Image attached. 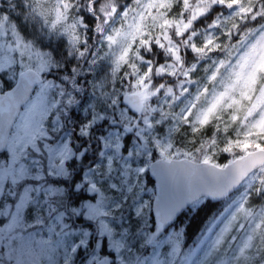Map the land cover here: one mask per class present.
I'll use <instances>...</instances> for the list:
<instances>
[{
    "label": "snow or ice",
    "instance_id": "snow-or-ice-1",
    "mask_svg": "<svg viewBox=\"0 0 264 264\" xmlns=\"http://www.w3.org/2000/svg\"><path fill=\"white\" fill-rule=\"evenodd\" d=\"M217 0H202V6L197 7L193 16H199L209 12L212 9ZM221 5L227 4L229 7L239 6L238 12L234 15L243 16L249 11H255L250 7L242 6L240 0H219ZM161 7L164 6V0H160ZM71 5L68 0H56L55 6L45 7L41 0H32L31 15L33 18H39V22L42 23L46 34L49 38H56L61 41L60 46L66 44L68 55L71 56L75 52L79 57L85 55L84 51L80 50L81 37L79 28H87L86 18L81 17L79 20L73 18L72 22H68V11ZM148 8L153 7L150 3L147 5ZM100 10L107 21L108 17L114 15L117 11L116 5L113 0H105L100 5ZM88 11H94V5H88ZM127 15V12L124 13ZM257 15H264V5L261 6L260 11ZM99 17H96L95 30L103 33V25L99 22ZM144 15L140 14L138 19L134 23L128 25L127 29H114L112 35L105 37L108 43V47L111 48L114 44L119 43L120 51L119 54H114L112 60V77L115 78L117 73L120 72L121 66L128 63L129 55L131 53L134 42L138 37H142L144 33ZM154 19H157L154 17ZM230 18H225L223 23H227ZM8 17L0 18V24H6ZM171 21L163 20L162 27H167ZM219 18L212 21L210 27H216L221 24ZM235 26V25H233ZM15 27V26H14ZM188 24L177 23V33H182ZM15 44L16 51L20 57L27 56L29 59L36 57L38 65L33 70L31 64H21L19 69L15 65V55L7 57L5 59L0 56V81L3 82V90H0V108L3 107L5 101H12L9 107L14 108L19 106V102L23 99L24 93L30 88L33 83L39 82V74L41 71L55 67L54 52L44 46L43 48L38 47L32 40L27 39L25 33L19 28H15ZM226 35H230L226 33ZM87 41H85V44ZM141 44H149V41L140 39ZM158 45L163 47L159 41ZM220 45L216 43L214 36L209 33L205 36L203 46L197 47L195 43L192 44V52L197 54H204L205 52L212 51L219 48ZM3 47L0 46V52ZM169 52L172 53L173 59L180 61V56L177 49L169 45ZM257 56L259 57L257 59ZM148 67L141 75L138 73L136 65L134 63L129 64V67L133 69V91L131 95L125 93V98L129 103L139 112L147 111L154 112L156 109L148 107L149 100L151 97L156 96L163 85H160L155 90H152L150 79L153 71L150 60L144 61ZM89 63H94L89 61ZM224 63L223 60L219 62L217 68L212 71L208 77L209 80L214 81L219 73V67ZM196 65L193 64L190 69H186L184 72L185 78L191 83L190 72L195 70ZM157 74L165 71L175 72V67L172 64L167 66L161 64L155 69ZM72 72L76 73L77 68L72 67ZM264 72V36H261L260 40L256 45H253L250 51L241 58L238 65L234 67L230 75L222 81L221 91L214 90L211 98L207 104L195 112L193 115L192 106L184 109L183 112L177 116H174L175 120L188 123L191 126L192 132L198 133L213 120L218 121L216 128L220 129V122H223V114L228 112V121L225 123L223 130L227 132L230 124L238 123L242 127V131H237V139H227L223 145L222 151L234 155L233 149H239L242 153L238 159H230L227 163L213 164L210 169L207 170L208 174L215 177H223L224 183L215 185L214 187L207 188L203 193H193L190 197L179 196L175 198H167L166 194L158 195L156 197V221L154 224V230L149 228L148 232L144 234V242L152 246L154 249H163L167 254L168 260L161 261L159 257L153 255L151 258H141L137 256L131 264H228L226 258L216 255L213 257V253L217 252L225 243V237L228 236L233 229V223L237 219L238 213L251 215L249 209H246L244 202L236 205L235 211L230 214H226L225 210L217 211V205L219 203L218 197L223 195V192L232 183H235L240 176H242L249 167L260 164L264 166V144L260 143L264 140V87L259 89V92L254 97H251L249 93L253 90L252 86L256 83L257 73ZM7 74L8 78H5L4 74ZM127 75V73H125ZM18 75V79H15ZM68 79L67 76L64 77ZM10 82V81H13ZM51 84V81L41 84L40 93L37 99L40 98L45 88ZM207 92V89H204ZM239 92L237 97L235 93ZM165 96H172L175 99L173 89L171 87L165 89ZM196 100L199 99L197 95ZM242 101H248L247 104ZM68 104L73 103L71 95H69ZM35 102H33V107ZM27 108V103L25 104ZM230 110V111H229ZM259 110V116L257 119L249 121V117L253 113ZM162 117H167V113L161 109L160 112ZM159 122V121H158ZM91 124V122H89ZM144 124L151 128L152 125L149 122L148 117H145ZM178 131V125L174 123L169 128V137L176 134ZM132 129L125 126L124 133H131ZM117 133V137H119ZM112 133L108 134V137H101L104 141L103 149L99 155L105 156L107 153V168L109 171L112 170V165L116 157L123 156L126 163L122 167V184L123 189L132 194L136 192L137 185L140 179V175L147 176V171L144 167H133L131 165V157L133 150L129 145L130 136H125L124 140L116 142L114 145L111 143ZM136 136L143 140L142 131H137ZM255 137V139H253ZM156 147L160 148V155L164 157V161L158 163H166L168 161L167 153L172 147L171 139L167 143L161 144V141H155ZM217 140L215 135L210 140L203 142L202 146L210 148L211 152L205 151L200 163L208 165L212 160V154L215 152ZM257 149V151H246L249 147ZM144 145H140L143 148ZM187 155V154H186ZM21 169L24 165L20 166ZM153 172L158 178L161 179L163 184H167L168 177L163 175L161 169L154 168ZM149 184L152 183L151 179L147 181ZM0 184H4V177L0 176ZM12 184L16 186L19 193L18 197L14 198L11 202L4 201L3 197H0V209H5L7 204V210L0 214V253L7 257L9 264H12L13 258L16 259V264H32L31 261L23 259L24 244L22 243L23 237L19 238V242L16 236L17 228L21 225L22 221L27 219L32 213L36 212V208L33 206L34 203L30 197V188L25 185L18 184L16 177L13 175ZM79 186L77 185V188ZM112 187H115L114 185ZM159 187V185H158ZM55 191V190H48ZM89 191H95L97 193L95 198V204H90L88 210L76 208L70 205L71 193H67L68 200L65 201L63 196L57 193L51 200H45L44 203L49 204L50 211L47 223V231L52 234L56 228H59V232L56 233L60 237L58 244L64 248V260L63 264H76L77 256L82 255L80 249L84 247L85 252L88 253L83 264H126L123 258V254L128 248V237L129 230H121L120 232H114L110 226V222L105 219L108 215L107 198L105 194L95 186L93 181ZM138 194V193H137ZM211 197V200H216L217 204L211 203V200L206 199L203 202L200 201V195ZM47 195V192H46ZM56 203L60 204V207L56 206ZM134 213L138 219L137 229H139V217L141 216V209L143 203L141 201L134 200L133 205ZM93 209L95 211H93ZM43 211V209H40ZM216 212L215 215L213 213ZM54 213V214H53ZM189 213L191 216L189 217ZM264 218V210L258 213ZM84 216L86 219H90L97 223V231L99 236V247L103 248V239L108 240L109 248L114 250V255H103L102 252H97L96 245H91L92 234L87 229H81L78 226H74L72 223L73 218H79ZM40 217H37V221H40ZM187 220V224H185ZM207 222V227L204 228L201 233V240L196 245L185 251L183 245L186 242L185 238L189 234L190 226L196 224L197 226L203 225ZM264 223V220H262ZM254 240L253 235H249L244 241L243 245L239 248V255L243 256L247 261L250 257L245 255L246 250L250 249ZM211 243L209 244V242ZM41 243H46L42 241ZM208 245V247H205ZM203 253V256H201Z\"/></svg>",
    "mask_w": 264,
    "mask_h": 264
},
{
    "label": "rangeland",
    "instance_id": "rangeland-1",
    "mask_svg": "<svg viewBox=\"0 0 264 264\" xmlns=\"http://www.w3.org/2000/svg\"><path fill=\"white\" fill-rule=\"evenodd\" d=\"M31 8L32 0H0V18L8 17L6 24H0V46L3 47L0 56L7 59V57L15 55L17 69H19L22 63L31 64L33 65V69H35V66L38 65V60L36 57H32L31 59L27 56L20 57L16 51L15 28L22 30L26 38L32 40L38 47L43 48L44 46H48L54 52L55 58L57 57L55 56L56 53L64 52L60 49L58 39L47 36L44 29L40 26L39 18H33L29 15ZM160 43L162 44V42ZM91 61L94 63L81 61L79 64L72 65V67L75 66L77 68V72L68 71L66 73L67 80L64 79L66 75L58 71L59 64H57V61H55V67H49L40 72L44 77V81L41 84L49 81H51V84L44 89L39 99L37 97L40 93L41 84L38 85L35 94L27 103V108L24 106L12 129L6 151L7 156L0 158V176L4 177V184H0V197H3L6 202H11L14 198L18 197L17 188L12 184L14 175L18 184L25 185L31 189L29 193L30 199L33 202L38 201V203H34L33 205L36 208V212L23 220L16 231L18 242L19 238L23 237L22 243L24 244L25 253L23 259L31 261L32 264H63L65 250L58 244L60 237L56 235L59 232V228H56L52 234L48 233L46 221H48L50 206L44 203V201L51 200L57 193L62 195L64 200L67 201V185L70 181V174L67 169H88L84 172L82 180L77 183L79 187L77 188L76 185L75 188H84L89 192L90 197L80 205L74 207L88 210L90 204H95L97 193L89 191L94 181L95 186L107 198L108 215L105 219L110 222V226L114 232L118 233L121 230H129L128 248L130 251L126 250L123 254L126 264H131L137 256L151 258L153 255H156L161 261H166L169 258L163 249H154L152 246L147 248V243L144 242V234L148 232L149 228L154 230L155 224L152 213L155 185L153 182L151 184L147 182L148 179L152 178L149 176L148 169L154 160L164 158L160 155V148L156 147L155 141L159 140L161 144H164L171 139L172 147L167 153L168 160L180 158H189L194 161L200 160L192 157L195 155V151H185L176 146L173 142L175 134L169 137V128L175 121H171L170 124L165 126L164 122L168 118L161 116L160 112L163 107L161 104L154 103L153 99L149 100L148 107L156 110L154 112L142 111L140 120L135 125L139 116L124 102L125 93H131L134 90L133 82L127 79L120 81L119 73L113 78L111 72L112 64L109 66L105 60L97 59L93 55ZM79 65H82L81 69H79ZM260 73H257L256 83L253 84V90L249 93L251 97L257 95L256 86L259 82ZM4 75L7 79V74L5 73ZM124 75L127 77L126 74ZM83 78H87L89 86H83V83H79V85L87 88V90H80V92L82 91L87 94L85 99L76 107L81 109L78 118L81 121L78 123L81 124L78 132L80 136H83L90 134L93 128L98 127L102 131L103 137H108V134L112 133L110 139L113 145L118 140L122 142L125 136L130 135L129 145L133 150L131 165L133 167H144L147 171V176L140 175L136 192L132 194L127 193L123 189L122 167L126 163L123 156L115 158L112 170L109 171L107 168V153L103 157L99 155L104 151V141L100 139L98 158L92 159L91 157V160L88 159V161L83 158L82 151L75 150V146L71 145V142L75 141V137L71 135L69 127L74 123L71 124L69 121L67 124L68 121H66V117L68 116L67 110L72 107V104H68L67 101L72 90L79 93L81 86H78L76 80L78 79L81 82ZM129 83H131V88L128 87ZM122 87L125 89H122ZM65 88L67 90H64ZM2 89L3 82L0 81V90ZM127 89L130 90L127 91ZM237 95L239 96V92H237ZM80 97L82 95L77 96V100L81 99ZM72 99L74 101L73 97ZM64 101L67 106L64 105ZM33 102H35L34 107ZM245 102L242 101V103ZM145 117H148L152 125L151 128H148L144 124ZM115 118H117L118 123L114 124ZM163 125L165 127L164 131L160 129ZM125 126L131 128L132 132L124 133ZM137 131H142L143 140H140L136 136ZM117 133L120 134L119 137H117ZM76 145L78 146V144ZM140 145H144V147L140 148ZM251 148L253 147L250 146L246 151L256 150L255 148ZM196 150L201 151L200 148ZM203 150L199 153V157L201 158L205 151L211 152L210 149L205 147H203ZM183 154L187 155L181 156ZM214 154L215 152L212 156ZM210 163L217 164L212 161ZM21 165H24L23 169H21ZM253 182L254 180L249 177L242 185L241 190L226 200V203L222 207V210H225L226 214L234 212L236 205L245 201V197L247 196L246 189ZM113 185L115 187H112ZM134 200L143 203L141 216L139 217V229H137L138 219L132 207ZM56 206L60 207V204L56 203ZM7 207L8 205L6 204L5 209H0V214H3L7 210ZM40 209H43V211ZM93 211L95 210L93 209ZM37 217L41 218L39 222L37 221ZM72 223L74 226L87 229L91 232L92 240L90 246L96 245L97 252H102L103 255H109L110 253L114 255V250L109 248L106 234L103 239V248L99 247L97 223L86 219L84 216L78 219L74 217ZM236 226H239V232L236 231ZM251 227L252 225L246 222H238L236 219L233 223L234 230L225 237V243L218 250V253H213V257L219 255L226 258L228 264H257V259L253 253L257 237L254 236L251 248L245 252V255L250 257L249 260L246 261L243 256L239 255L238 251L247 237L252 235L250 231L246 230L251 229ZM203 230L188 242L185 238L186 242L183 245L185 251L201 240ZM42 241L46 243H41ZM205 247H208V245ZM80 250L82 251L83 258L78 262L80 256H77L76 264H83L88 254L85 252L83 246H81ZM201 256H203V253H201ZM0 264H9L8 258L3 256L2 253H0ZM12 264H16L15 258H13ZM177 264H179V260H177Z\"/></svg>",
    "mask_w": 264,
    "mask_h": 264
},
{
    "label": "clouds",
    "instance_id": "clouds-1",
    "mask_svg": "<svg viewBox=\"0 0 264 264\" xmlns=\"http://www.w3.org/2000/svg\"><path fill=\"white\" fill-rule=\"evenodd\" d=\"M41 2L45 7H53L56 0H41ZM104 2L105 0H68L71 5L68 11V22L71 23L73 18L77 20L81 17L86 18L88 27L79 28V33L81 37L80 50L87 49V51H85L83 57H79L75 52L69 56L66 44L61 46V50L65 53L63 57L64 67L79 64L81 61L89 62L93 55L97 59L105 60L110 66L114 54H119L120 45L116 43L109 48L105 37L112 35L114 29L126 30L128 25L134 23L140 14L144 15L143 36L138 37L134 42L128 63L121 66L119 80L125 81L127 79L133 82L135 77L129 64L134 63L138 73L143 75L148 67L144 61L150 60L153 71L148 82H150L151 88L155 90L160 85L164 86L153 97V102L161 104L163 111L168 114V119L164 122L165 126L174 121V116L181 114L189 106H192L194 115L196 111L207 104L214 90H223L222 81L230 75L234 67L238 65V62L250 51L252 46L257 44L261 36H264V15H257L261 6L264 5V0H240L242 6L255 9V11H249L243 16L234 15L238 12L239 6L221 5L217 0L208 13L195 17L193 12L197 7L202 6V0H164L163 7L159 6L160 0H113L117 11L114 15L108 17L107 21H105L100 10V5ZM90 3L94 5L93 12L88 11ZM150 3L153 4V7L148 8L147 5ZM125 12H127L126 16L124 15ZM96 17L100 18L99 22L104 28L103 33L95 30ZM154 17L157 19H154ZM217 18L222 23L214 28L210 27L212 21ZM225 18H230L227 23H223ZM165 19L172 23L167 27H162V22ZM177 23L181 26L188 24L189 27L178 34ZM40 26L44 29L41 22ZM44 31L46 32V29ZM229 32L230 35H226ZM209 33L214 36L220 47L204 54L192 52V44L195 43L197 47H202L204 38ZM141 38L150 43L141 44ZM85 41H87L86 44ZM157 41L162 42L163 47L158 45ZM59 43H61L60 40ZM170 44L177 49L180 56L179 62L174 60L172 53L167 50ZM257 58L259 57L257 56ZM221 60L224 63L219 67L217 78L214 81L209 80L208 77L217 68ZM161 64H172L175 67V72L165 71L157 74L155 69ZM193 64L196 65V68L189 74L192 81L189 83V80L184 76V72L186 69H190ZM125 73H127V77H125ZM128 87L131 88V83L128 84ZM169 87L173 89L175 99L172 96L164 95L165 89ZM261 87H264V72L259 74V82L256 86L257 94ZM204 89H207V92ZM197 95L199 96L198 100L195 99ZM235 95L238 97L237 93ZM247 103L246 101L245 104ZM258 116L259 110L248 119L251 121L257 119ZM223 117L219 130L216 128L218 121L213 120L195 134L192 132L190 124L177 119L175 123L178 125V131L173 142L178 147L193 151L197 148L203 150V142L210 140L215 135L217 140L215 153L219 154V160L222 163L231 158L229 153L222 151L224 143L229 138L232 140L237 139L236 132L243 130L238 123H233L225 132L223 127L225 123H229L228 112H225ZM260 142L264 143V140ZM233 153L235 156L242 154L239 149H233ZM250 178L254 182L246 189L247 196L245 197L244 206L250 210L251 215L238 213L237 221L252 225L251 229L246 230L258 238L253 253L257 259V264H264V223H262L264 218L258 215L264 210V167L257 166L253 169ZM257 229L259 230L257 231ZM239 230V226H236V231L239 232Z\"/></svg>",
    "mask_w": 264,
    "mask_h": 264
},
{
    "label": "water",
    "instance_id": "water-1",
    "mask_svg": "<svg viewBox=\"0 0 264 264\" xmlns=\"http://www.w3.org/2000/svg\"><path fill=\"white\" fill-rule=\"evenodd\" d=\"M35 70V69H33ZM18 79V77H17ZM44 77L39 74V82L33 83L30 88L24 93L23 99L20 100L19 106L10 108L9 105L12 101H5L3 107L0 108V155L7 151L10 135L14 125L16 124L24 106L28 103L36 92L38 85L43 83ZM131 95V93H129ZM151 99V98H150ZM124 102L138 114L135 125L139 122L142 111H137L131 103L124 96ZM253 151H257L253 150ZM239 158V157H238ZM236 158V159H238ZM164 161V158L154 160L149 165V175L152 177L155 185V198L153 202L152 213L154 221H156V197L158 195L166 194L167 198H175L179 196L190 197L193 193H203L207 188L214 187L215 185L224 183L223 177H215L208 174L207 170L211 168L214 163L203 165L200 161H194L189 158L170 159L166 163H158ZM261 166L260 164L249 167L247 171L225 189L223 195L218 197V201L222 202L232 196L250 177L253 169ZM264 167V166H261ZM161 169L163 175L168 177L167 184H163L160 178L154 174L153 169ZM159 185V187H158ZM203 198H211L203 194L200 195V200ZM217 202L216 200H213ZM151 247L147 244V248Z\"/></svg>",
    "mask_w": 264,
    "mask_h": 264
},
{
    "label": "flooded vegetation",
    "instance_id": "flooded-vegetation-1",
    "mask_svg": "<svg viewBox=\"0 0 264 264\" xmlns=\"http://www.w3.org/2000/svg\"><path fill=\"white\" fill-rule=\"evenodd\" d=\"M151 99H153V97H151ZM75 108H76L75 106L69 108L67 110L68 116L66 117V121H68L67 124L69 123V121L71 124L74 123L70 125L69 127L70 132L72 133L71 135L75 137L74 138L75 141H72L71 145L73 144L75 146V150L79 152L82 151L83 158L86 159L87 161L88 159L91 160V157L92 159L98 158V154L100 150V139L103 136L102 131L97 127V128H93V131L90 134L80 136L78 130L80 129L79 126L81 123H78V122H81V121L80 119H77V120L73 119V116L76 115L77 113V110ZM113 123L114 124L118 123L117 118L114 119ZM76 144H78V146ZM87 170L88 169H67L68 173L70 174V177H69L70 181H69V184L67 185V193L69 192L71 193L70 203L73 206L80 205L83 201H86V199L90 197L89 192L86 191L84 188H81V187L79 189L75 188L77 183L82 180V176L84 172H86ZM153 184H154V181H153ZM81 224H83V222H81ZM82 258L83 256L80 255L78 262H80Z\"/></svg>",
    "mask_w": 264,
    "mask_h": 264
},
{
    "label": "trees",
    "instance_id": "trees-1",
    "mask_svg": "<svg viewBox=\"0 0 264 264\" xmlns=\"http://www.w3.org/2000/svg\"><path fill=\"white\" fill-rule=\"evenodd\" d=\"M2 8H4V7H2ZM60 49H61V46H60ZM57 51H59L58 49H57ZM64 52H58V53H56L55 54V56H57L56 58H55V61H57V64H59V69H58V71L60 72V73H62L63 75H66L67 76V72L68 71H72V66H70V67H67V68H65L64 67V63H63V57H64ZM81 67H82V65H79V69H81ZM83 81H81L80 82V80H76V83H78V86H81V85H79V83H83L82 85L83 86H85V85H87V86H89L88 84V82H87V78L85 79V78H83L82 79ZM10 82H13L14 83V81H10ZM83 86H81L80 87V89H79V93L78 92H76V91H74V90H72L71 91V95H72V97L74 98V101H73V103H72V107L73 106H75V107H77L78 105H79V103L80 102H82L84 99H85V97H86V94L87 93H84V92H80V90H87V88H84ZM122 89H125L124 87H122ZM3 90V89H2ZM64 90H67V88H65ZM128 90H130V89H127V91ZM79 95H82V97H80L81 99H79V100H77L78 98H77V96L79 97ZM76 101V105H74V102ZM64 105H66L65 104V101H64ZM67 106V105H66ZM71 108V107H70ZM81 108V107H80ZM76 110H77V113H76V115H74L73 116V119L74 120H77L78 118H79V114H80V112H81V109H78V108H75ZM76 124V123H75ZM160 129L162 130V131H164L165 130V127H164V125L163 126H161L160 127ZM130 136V135H129ZM178 147V146H177ZM180 149H183V150H185V151H187V150H189V151H191L192 152V150H190V149H187V148H182V147H179ZM251 149H254V148H251ZM250 149V150H251ZM202 151H204V150H201V151H197V150H195V155H193L192 157L193 158H197V160H200L201 159V157H199L200 156V152H202ZM198 152V153H197ZM186 154H183V155H181V156H185ZM7 156V153L5 152V153H3V154H1L0 155V158H3V157H6ZM236 157H239V156H233V155H231V158H229V159H227V160H225L224 162H220V160H219V154L218 153H215L213 156H212V162H215V163H217V164H220V165H223V164H225V163H227V161L228 160H230V159H233V158H236ZM151 180H152V178H150ZM152 182H153V180H152ZM241 188H242V186L238 189V191H240L241 190ZM237 191V192H238ZM236 192V193H237ZM235 194V193H234ZM233 194V195H234ZM232 195V196H233ZM232 196H230V197H232ZM229 197V198H230ZM228 198V199H229ZM206 199H209V200H211V198H203V199H201V200H206ZM200 200V201H201ZM227 200V199H226ZM226 200L225 201H222V202H219L218 203V205H217V211H221L223 208V206H224V204L226 203ZM202 201V202H203ZM211 203H213V204H217V202H215V201H213V200H211ZM216 214V212H214L213 213V215H215ZM191 216V213H189V217ZM185 224H187V220H185ZM207 226V222H205V224H203V225H199V226H197L196 224H193L192 226H190V229H189V234H188V236L186 237V239H187V242L188 241H190L191 239H193V238H195L198 234H199V232L201 231V230H203L204 229V227H206Z\"/></svg>",
    "mask_w": 264,
    "mask_h": 264
}]
</instances>
